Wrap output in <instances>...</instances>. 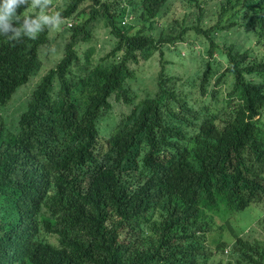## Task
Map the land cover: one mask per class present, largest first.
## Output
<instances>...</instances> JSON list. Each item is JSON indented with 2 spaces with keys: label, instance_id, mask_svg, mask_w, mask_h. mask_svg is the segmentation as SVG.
Wrapping results in <instances>:
<instances>
[{
  "label": "trees",
  "instance_id": "1",
  "mask_svg": "<svg viewBox=\"0 0 264 264\" xmlns=\"http://www.w3.org/2000/svg\"><path fill=\"white\" fill-rule=\"evenodd\" d=\"M170 1L53 0L61 28L0 36L2 113L40 75L39 49L63 43L15 123L0 112V264H264V216L232 243L207 238L210 214L264 202V0H220L211 15L207 0H183L197 22L164 19ZM101 31L111 49L94 62ZM188 31L213 60L182 84L163 64L157 91L136 102L132 66L164 59ZM223 32L246 43L217 42ZM113 95L129 114H115Z\"/></svg>",
  "mask_w": 264,
  "mask_h": 264
},
{
  "label": "rangeland",
  "instance_id": "2",
  "mask_svg": "<svg viewBox=\"0 0 264 264\" xmlns=\"http://www.w3.org/2000/svg\"><path fill=\"white\" fill-rule=\"evenodd\" d=\"M216 2L217 0H207L206 15L212 14L210 8ZM184 11L185 10H183V3L181 2V0H175L170 6L168 17L175 18L177 16H183ZM224 34L225 33H223V35ZM103 41L104 34L101 31L96 36L94 45H96L97 52L101 53L102 55L104 54L103 50L101 49ZM227 41L228 44L236 43L239 45H244L246 43L245 37H237L236 35L227 36ZM203 42L204 40L201 36L197 38L189 37V39H187V42H183V47H185L187 51L196 52L200 49V46L203 45ZM58 44H63L59 36L55 37V41H52L48 46L44 47V60L42 58L43 52L40 53V60L42 61V65L44 66L43 70H45L46 72L54 68L61 60L59 58L62 56L63 47L58 48ZM106 49H108V47H106ZM162 49H169L166 50V56L164 57L167 61L170 62L165 67L166 73H172L173 75L181 76L184 79H192L193 76H195V74L201 69V59L195 53H190V55H187L186 51H181L182 48H178L177 50H175L176 48H172L169 46H163ZM181 56L184 58H182ZM159 62L164 63V59H161L160 61V59L158 58L155 61L140 62L136 70L137 81L132 84L133 92H135L139 96L137 100H142L155 91V78L158 75L160 68ZM32 80L28 84L20 87L17 93L14 95L13 99L21 91L25 93L28 92ZM30 90L32 91V89ZM28 97L29 93H27V96L21 94L7 106L5 117L7 118L9 125L13 123V119H10V116L18 114L17 112L20 110L22 104ZM112 103L114 105L115 114L118 117H122L123 115L130 112L129 106L123 101L118 102L113 99ZM2 110L3 108L0 107L3 123L7 125V121L2 113ZM102 143L105 144V141H102ZM232 215L234 218L232 217ZM232 215L228 216V218H225V216L218 214H212L210 216L212 217L213 222L211 223V229L208 231L207 236L209 238V245L211 247L216 248L218 245L232 243L236 240L235 234L237 233V231L241 233L248 231V229L264 215V206L262 203L255 204L244 211L237 212ZM219 257L222 258L221 255Z\"/></svg>",
  "mask_w": 264,
  "mask_h": 264
},
{
  "label": "clouds",
  "instance_id": "3",
  "mask_svg": "<svg viewBox=\"0 0 264 264\" xmlns=\"http://www.w3.org/2000/svg\"><path fill=\"white\" fill-rule=\"evenodd\" d=\"M175 0H171L169 5L167 6L166 10H165V16H164V19L166 20H169V21H172L174 19H177V18H184L187 16V21L188 22H194L196 21L197 22V14H198V10L196 8H193V9H189L187 8V5L185 4V2L183 0H181V2L183 3V10L184 11V14L183 16H177V17H173V18H169L168 17V11L170 9V6L171 4L174 2ZM220 3V0H217V2L215 4H218L219 5ZM53 6V0H0V36H3V37H6L9 41H17V40H20L22 38H28V39H32V40H35L38 38L39 34L44 32L45 30H49V31H52V30H56V29H59L61 28L64 24H65V18L61 15V13L59 11L55 12V8H53L52 10H49L51 7ZM23 7L24 10H27V8H32L35 11V14L34 15H23V12H18V10ZM52 13V14H49V13ZM132 18V17H131ZM162 22V20H160V23ZM126 22H123V25H125ZM197 24V23H196ZM67 26L69 28H71L73 26V22H68L67 23ZM212 25H208V24H205L203 23V28L204 30H207L208 28H210ZM63 30L64 28H62L61 30V34L63 35ZM178 32L175 31V30H171V33L169 35H172V36H176ZM223 33H225L223 35ZM221 33L220 35H218V39L216 40L217 42H220L222 43L223 41L225 42V45L228 46V47H234L236 50H237V46H239V44H236V43H230L228 44V41H227V36H233V35H236L237 37H242L243 35H240L238 36L237 34H233L232 32L231 33H227V32H223ZM99 33L96 34V36L98 35ZM95 36V38H96ZM201 36L204 40V42L202 43L203 45L200 46V49L196 52H190V51H187V49L185 47H183V42H187V39L190 38H197ZM244 37V36H243ZM51 38H49V42L51 43ZM208 39L204 36V34H196L195 31H188L187 35L185 36V39L184 40H177L176 42L172 43V45L170 46H173V48H176L175 50H177L178 48H182L181 51H186V54L187 55H190V53H195L198 57H200L201 59V69H202V65H203V62H202V57L207 59V60H213L211 59L206 53H205V47H204V44L205 42L207 41ZM95 43V39L93 40L92 42V48L94 49V53L92 54V59L94 60V62L96 60H98L100 57H101V53H98L97 52V48H96V45H94ZM49 45V43H48ZM46 45V46H48ZM42 46V45H41ZM46 46H42L39 51H38V55H39V59H40V53L43 52L42 54V58L44 60V55H45V52L43 51L44 47ZM165 46V45H164ZM106 47H108V49H106ZM163 47V46H162ZM101 49L103 50L104 54L106 52H109L110 49H111V46H110V42H109V39L108 37H106L104 35V41H103V44L101 45ZM173 50V51H175ZM185 54V55H186ZM62 55H63V51H62ZM62 57V56H61ZM60 57V58H61ZM182 57V56H181ZM59 58V59H60ZM158 58L160 59L161 61V57H160V54H158ZM157 58V59H158ZM184 58V57H182ZM181 58V59H182ZM214 58H218L216 54H214ZM58 59V60H59ZM156 59V60H157ZM57 60V61H58ZM149 61H152V60H149ZM41 64H42V61L40 60ZM142 62V61H141ZM147 62V61H146ZM56 63V62H55ZM59 63V62H58ZM57 63V64H58ZM170 62L167 61L166 62V59L164 58V63H161L159 62V72H161L162 70V67L164 69V73L166 75H169V76H175V77H179L182 79L181 81V84L184 83V82H187V80H192L193 78L196 77V75L201 71V69L195 74V76H193L192 79H184L183 77L181 76H178V75H173L172 73H166L165 71V67L169 64ZM140 64V63H139ZM138 65H133L132 66V69L134 71V74H133V77L132 79H130L126 86H125V89L127 91V93L131 96H134L135 97V100L136 102H139V101H143L145 99L148 98L149 95H152L154 94L157 89H158V84H157V81H156V78H155V91L151 94H149L146 98L142 99V100H137L139 98V96L133 92V87H132V84L134 82L137 81V76H136V70L138 68ZM163 66H162V65ZM43 65H42V69L40 71V75L39 76H36L30 83V89H32V91L29 89L28 92H23L21 91L19 94H17L15 96L14 99L11 100L10 103H12L16 98L17 96H20L21 94H24L27 96V93H29V97L24 101V103H26V101L30 98V96L33 95L35 89L37 88V84L39 83L38 79L36 78H42L43 76H45L49 71H45L43 70ZM159 74V73H158ZM28 84V83H27ZM22 87V86H21ZM34 90V91H33ZM133 92V93H132ZM17 93V92H16ZM15 93V94H16ZM112 99H115L116 101L118 102H121L123 101L125 104H127L124 100V98H121L120 100L117 99V96L116 95H113L112 96ZM9 103V104H10ZM24 103L22 104L20 110L17 112L18 114L16 115H12L10 116V119H13V123H15V121L18 119V117L21 115L22 111H23V108H24ZM8 104V105H9ZM7 105V106H8ZM128 105V104H127ZM7 106H6V109H7ZM6 109L3 113L4 117H5V113H6ZM131 112V111H130ZM129 112V113H130ZM128 113V114H129ZM127 115V114H125ZM123 115V116H125ZM122 116V117H123ZM264 117V115H263ZM6 118V117H5ZM121 118V117H120ZM259 118V117H258ZM6 121H7V118H6ZM12 123V124H13ZM11 124V125H12ZM11 125L8 124V121H7V127H10ZM264 203V202H263ZM262 203V204H263ZM212 215V214H210ZM222 216H224V214H221ZM232 215V214H231ZM230 215V216H231ZM264 216V215H263ZM262 216V217H263ZM233 217V215H232ZM261 217V218H262ZM212 218V217H210ZM234 218V217H233ZM259 218L258 221L261 219ZM257 221V222H258ZM212 222H213V219H212ZM211 222V223H212ZM256 222V223H257ZM255 223V224H256ZM255 224L253 226H255ZM252 227V226H251ZM250 227V228H251ZM249 228V229H250ZM210 229H211V226H210ZM209 229V230H210ZM248 229V230H249ZM246 233H248L247 231L246 232H238L235 234V237L236 236H243L245 235ZM208 234V232H207ZM241 234V235H239ZM208 238V236H207ZM208 243H209V238H208ZM227 253V251H226Z\"/></svg>",
  "mask_w": 264,
  "mask_h": 264
}]
</instances>
